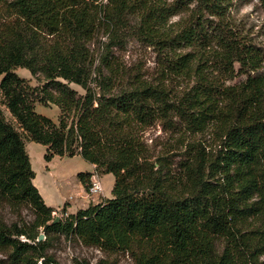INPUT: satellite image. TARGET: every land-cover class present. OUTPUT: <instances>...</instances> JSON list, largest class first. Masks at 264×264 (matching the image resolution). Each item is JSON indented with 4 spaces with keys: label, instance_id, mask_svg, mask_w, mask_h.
Masks as SVG:
<instances>
[{
    "label": "trees",
    "instance_id": "16d2710c",
    "mask_svg": "<svg viewBox=\"0 0 264 264\" xmlns=\"http://www.w3.org/2000/svg\"><path fill=\"white\" fill-rule=\"evenodd\" d=\"M237 1L0 0V105L20 130L0 109V207L28 205L34 229L54 220L32 183L28 140L45 147L46 162L79 156L114 177L109 199L44 235L126 253L131 264H263L264 51L229 22ZM127 18L155 52L151 80L128 79L109 57ZM100 27L110 37L96 59L90 44ZM35 104L58 107L57 122ZM156 124L211 141L187 142L178 169L165 156L152 160L143 133ZM90 176L77 174L85 190ZM37 236L0 221V254L10 264H58Z\"/></svg>",
    "mask_w": 264,
    "mask_h": 264
},
{
    "label": "rangeland",
    "instance_id": "374dc122",
    "mask_svg": "<svg viewBox=\"0 0 264 264\" xmlns=\"http://www.w3.org/2000/svg\"><path fill=\"white\" fill-rule=\"evenodd\" d=\"M10 1V0H4ZM229 22L238 31V33L248 39L253 45L264 51V11L259 5L257 0H240L234 2L229 10L228 14ZM176 20L173 18L172 21ZM133 21L130 19V24H128L124 31H117L115 33L112 43L109 44L108 53L109 57L116 62L128 79L135 75L143 77V79L151 80L155 78L156 74V55L155 52L144 45L142 41L136 39L133 32ZM129 26V27H128ZM110 35L105 27H100L97 31L96 38L90 44V50L92 51L96 59L99 58L100 54L105 49V45L108 43ZM14 72L24 79L31 87H36L39 85L37 78L33 77L29 71L24 68H16ZM259 73H264V63ZM242 80V77H236L233 82H238ZM71 88L82 93L81 89L76 85H70ZM0 109L3 113L6 122L10 123L18 132L20 130L17 124L11 118L7 109L0 105ZM35 111L39 114L50 118L55 123L57 122L59 109L53 104L40 105L35 104ZM179 129L173 131L164 130L161 125L156 124L149 127L143 133V140L147 145L151 155L152 160L157 156H165L169 160L171 166H176L179 169V164L184 158L185 145L189 141H199L203 145L208 144L211 141L209 135H185L179 132ZM34 145L31 147L28 140H24L25 150L28 155L29 161H31L32 170L34 172L35 183L40 184L41 191L45 196V200L48 203L51 200H55L56 193L54 192L53 185L57 186V194L59 195L58 201L61 198H65L68 201L73 197L70 192L74 191V178L72 176V171L76 168H82L85 164L80 157H53L49 169L44 170L48 166L43 158L45 150L42 152V146L34 142H30ZM42 154V155H41ZM49 161V162H50ZM84 163V164H83ZM99 174V172H97ZM66 175V176H65ZM99 178L102 191L99 194L88 196L89 199L97 200L100 194H104L109 198L111 196V191L114 185V177L111 174H101ZM54 176V177H53ZM54 180V181H53ZM103 201L102 199L100 202ZM64 208V203H59V207L54 209L55 215L51 216L55 219L56 217L60 220H64L66 214L62 212ZM34 212L26 204H21L17 207H0V221L6 227L11 226L21 227L23 229L29 230L32 234L40 235L42 234V228L34 229ZM50 223V222H49ZM43 240L48 241V246L45 253L54 259L58 264H98L99 261L110 262L112 264H131V261L126 253H106L102 252L93 247H86L73 238H65L59 233H50L49 235H44ZM37 236V237H38ZM20 240L25 241L24 237H19ZM0 259L3 261L2 264H10L5 256V253L0 254ZM261 262L264 264V256L260 258Z\"/></svg>",
    "mask_w": 264,
    "mask_h": 264
},
{
    "label": "crops",
    "instance_id": "0c3cea01",
    "mask_svg": "<svg viewBox=\"0 0 264 264\" xmlns=\"http://www.w3.org/2000/svg\"><path fill=\"white\" fill-rule=\"evenodd\" d=\"M41 114H43L41 112ZM31 144V145H30ZM31 146V147H34V145L32 143L29 142L28 145H26V148L27 146ZM42 152L43 150H45V147L42 146ZM42 155V154H41ZM57 157V156H56ZM75 157V156H73ZM79 157V156H78ZM52 161L48 162L47 164V168H45L44 170H48V172H45L47 174H50L51 173V170L49 169V166L52 164L51 163ZM31 161H30V165H31ZM84 164V163H83ZM31 168H32V165H31ZM46 170V171H47ZM95 171V166L92 165V164H89L87 162H85V164L82 166V168H76L72 171V176L74 178V191L73 193H69V194H72V198L70 201H68V199L66 200L65 198H61L59 201L57 198H59V195L57 194V186L54 184V182H52L51 180V184L53 185V188H54V192L56 193L55 195H53L54 197H56V199L54 200H51L49 201L48 203L46 202V198L44 196V194L42 193L41 191V186L40 184L38 183H35V177L34 179L32 180V183L33 185L36 187V189L38 190L40 196L42 197L43 201H44V204L52 209H57L59 207V203L63 202L64 203V208L62 210L63 213H65L66 215L68 214H75L77 211L79 210H83V209H86L89 205H95L97 203L100 202V200H105V199H109L107 198V196H104V194H100L99 198L97 200H94V199H89V197L87 196L86 194V191H85V188L83 187L82 183L79 181V179L77 178V174L78 173H87V174H91ZM66 176V175H65ZM101 177L102 175L101 174H98V177ZM54 177V176H53ZM99 177V178H100ZM54 181V180H53Z\"/></svg>",
    "mask_w": 264,
    "mask_h": 264
},
{
    "label": "built area",
    "instance_id": "2783aa9c",
    "mask_svg": "<svg viewBox=\"0 0 264 264\" xmlns=\"http://www.w3.org/2000/svg\"><path fill=\"white\" fill-rule=\"evenodd\" d=\"M85 191H86L87 196L89 197L101 193L102 188H101L100 180L98 177V173L96 171L91 173V176L89 179V186L87 187ZM53 214L55 215V212Z\"/></svg>",
    "mask_w": 264,
    "mask_h": 264
},
{
    "label": "water",
    "instance_id": "95a60500",
    "mask_svg": "<svg viewBox=\"0 0 264 264\" xmlns=\"http://www.w3.org/2000/svg\"><path fill=\"white\" fill-rule=\"evenodd\" d=\"M148 194H149V193H148ZM58 220H59V219L56 217V218H55L53 221H51L50 223L45 224V225L43 226V228H42V232L45 233L47 227H48L49 225H51V224L56 223ZM43 233L40 234V235L37 237V241H41V240L43 239Z\"/></svg>",
    "mask_w": 264,
    "mask_h": 264
}]
</instances>
